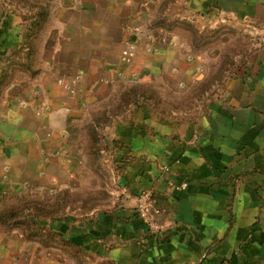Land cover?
<instances>
[{
  "label": "crops",
  "instance_id": "crops-1",
  "mask_svg": "<svg viewBox=\"0 0 264 264\" xmlns=\"http://www.w3.org/2000/svg\"><path fill=\"white\" fill-rule=\"evenodd\" d=\"M87 1L49 0L48 29L35 41L30 28L38 15L25 0H0V200L26 188L53 198L81 180L85 110L77 109L90 107L91 99L109 100L120 86L114 79L104 93L112 71L107 62L91 67L79 44L91 33H78L75 25L84 21L79 10ZM100 1L129 7L134 21L114 32L104 24L100 37L110 31L118 47L132 43L136 54L159 48V58L147 55L145 75L162 76L168 86L214 88L194 114L163 115L139 105L115 122L98 149L112 172V203L34 221L38 234L50 235L45 241L0 223V264H264V0ZM161 4L166 13L148 14L150 5ZM169 12L178 21L242 27L253 41L228 40L220 49L230 57L226 70L213 79L210 62L194 47L171 42L180 34L151 25L169 21ZM146 191L161 209L158 235L136 214L137 197Z\"/></svg>",
  "mask_w": 264,
  "mask_h": 264
},
{
  "label": "rangeland",
  "instance_id": "rangeland-1",
  "mask_svg": "<svg viewBox=\"0 0 264 264\" xmlns=\"http://www.w3.org/2000/svg\"><path fill=\"white\" fill-rule=\"evenodd\" d=\"M48 1L25 0L27 10H32V12L41 16L39 23H37L39 28L35 29V33L33 30V36L35 35L36 37L37 35L35 41H39L38 36L41 30L45 32L48 29V17L51 14ZM101 2L100 0H88L85 2L86 7L79 10L80 14H84V21L80 22V24H75L76 31L78 33L83 32L86 35L87 29L91 30L90 37L82 39L81 43H79L81 47L87 48L85 58L92 63L91 67L93 66V68H96V66L98 68L101 64L105 65L107 62L105 68H107V71L110 70L112 72L105 78L104 83H108L107 85L109 86L112 80L116 79L120 82V86L116 88L115 94L109 100L98 103L91 99L88 101V103L92 102L90 107L85 105V107L81 106L77 109L80 113L85 110L83 113L85 116L79 129L84 134L80 137V143L85 145L87 157H85L84 164L78 166L76 170V173L80 174L81 180L74 183L73 189L59 191L58 195L52 198L49 192L40 196L31 193L26 188L24 190L21 189L20 197L10 198L8 194L7 197L4 196L0 200V205L3 203L0 209L1 225L6 230L9 229V231L16 229V232L23 233L27 238L36 237L40 241L50 240L49 234H38L40 231L34 226V221L46 222L51 218L65 216L68 208L75 212L79 211L75 214L81 215L83 210L103 208L112 203L114 196L112 172H110L107 165L103 166L102 157L104 156L99 154L98 149L104 139L106 140L110 137L108 134H111L110 130L115 122L132 115V112L139 105H147L163 115L182 112L194 114L195 110L200 108L204 98L214 88L210 84L187 86V89L186 86H180L176 83L168 86L163 81L162 76L154 73L148 76L145 75L147 55L150 53L152 57L159 58V48L156 45L154 46L155 49L152 47L148 53L142 47V51L139 52L140 55L138 53L137 55L138 49L136 47L132 48L134 46L132 43L127 45L123 43L118 47L112 32H114L117 24H124V26L134 25V21H131V19L130 22L132 23L128 21L129 16L132 15L131 10L127 6H105ZM169 2L172 1L169 0ZM167 9L162 4L157 10L154 5H150L148 14L155 10V12H159L158 14L162 15L167 12ZM176 9L178 10V8ZM175 14L171 13L169 16L170 20L166 23L155 20V24L151 25L155 28L163 27L167 30L169 29L173 35L180 34L181 38L176 37L171 39V42L178 45L183 44L188 49L191 46L194 47L195 52L199 56L210 62V74L213 79L216 78L217 80L222 75V72L226 70L223 67L227 66L229 56L225 50L222 52L220 49L226 48L228 40V42L236 46H242L244 42L249 44V40L253 41L251 35L245 34L242 27L224 24L217 29L214 25L196 22L195 19L178 21V16H175ZM105 18L107 21H105ZM115 18L119 19L114 21ZM104 24H107L108 29L113 27L112 32L108 31L111 35H107L106 38L100 37V29H104ZM141 40L146 41L148 38H141ZM89 43H91L90 46L93 50L90 52L88 51ZM239 56L241 54H234L235 59ZM166 75L167 77L171 76L168 73ZM172 77L177 76L172 75ZM209 81H212V79ZM109 88L110 86L107 90L105 88L104 93H108ZM9 173H4L6 182L9 181ZM16 190L18 189L15 188L14 191ZM42 232L44 233V230ZM76 256H78L77 253Z\"/></svg>",
  "mask_w": 264,
  "mask_h": 264
},
{
  "label": "built area",
  "instance_id": "built-area-1",
  "mask_svg": "<svg viewBox=\"0 0 264 264\" xmlns=\"http://www.w3.org/2000/svg\"><path fill=\"white\" fill-rule=\"evenodd\" d=\"M182 188H187V183L183 184ZM160 213L161 209L157 199L151 191H146L137 197L136 214L153 235L161 234L163 231V226L158 220ZM201 264L210 263L203 262Z\"/></svg>",
  "mask_w": 264,
  "mask_h": 264
},
{
  "label": "trees",
  "instance_id": "trees-1",
  "mask_svg": "<svg viewBox=\"0 0 264 264\" xmlns=\"http://www.w3.org/2000/svg\"><path fill=\"white\" fill-rule=\"evenodd\" d=\"M37 14V13H36ZM38 15V14H37ZM40 15H38V17H37V19L36 20H34V21H32L31 22V28H30V30H31V36H33V30H34V33H35V29H38L39 27L37 26V23H39L38 21H40L39 19H40ZM38 27V28H37ZM34 42H32V40H30V44L32 45V46H34V44H33ZM32 54L31 53H29V55H28V57H27V61H28V63H30L31 61H32Z\"/></svg>",
  "mask_w": 264,
  "mask_h": 264
}]
</instances>
